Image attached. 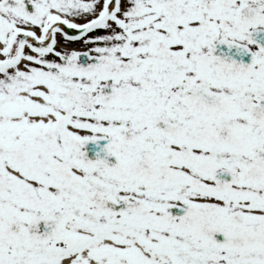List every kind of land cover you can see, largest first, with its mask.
<instances>
[{"label": "snow or ice", "instance_id": "snow-or-ice-1", "mask_svg": "<svg viewBox=\"0 0 264 264\" xmlns=\"http://www.w3.org/2000/svg\"><path fill=\"white\" fill-rule=\"evenodd\" d=\"M0 264H264V0H0Z\"/></svg>", "mask_w": 264, "mask_h": 264}]
</instances>
